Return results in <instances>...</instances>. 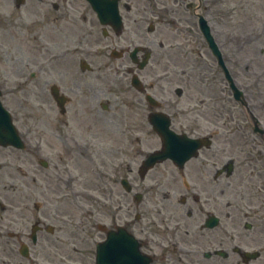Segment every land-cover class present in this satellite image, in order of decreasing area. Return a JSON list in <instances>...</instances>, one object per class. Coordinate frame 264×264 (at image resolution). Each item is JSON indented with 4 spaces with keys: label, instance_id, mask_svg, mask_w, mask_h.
Masks as SVG:
<instances>
[{
    "label": "flooded vegetation",
    "instance_id": "obj_1",
    "mask_svg": "<svg viewBox=\"0 0 264 264\" xmlns=\"http://www.w3.org/2000/svg\"><path fill=\"white\" fill-rule=\"evenodd\" d=\"M263 36L264 0H0V103L14 126L0 112V264H134L99 258L108 231L124 235L114 254L133 255L132 236L149 264L259 261L263 250L248 262L235 250L252 249L254 225L230 197L237 170L264 172ZM190 78L207 82L202 105L180 101ZM208 109L236 123L202 129L190 114ZM153 113L180 151L143 169L162 149ZM184 136L207 139L193 150Z\"/></svg>",
    "mask_w": 264,
    "mask_h": 264
},
{
    "label": "rangeland",
    "instance_id": "obj_2",
    "mask_svg": "<svg viewBox=\"0 0 264 264\" xmlns=\"http://www.w3.org/2000/svg\"><path fill=\"white\" fill-rule=\"evenodd\" d=\"M221 38V37H220ZM264 38V36H263ZM264 59V57H262ZM264 62V60H263ZM154 66V64H152ZM160 67L155 68V71L159 72ZM158 73H155L158 74ZM190 83H187L188 85V95L184 93L183 98L180 99L182 102V105L186 106H199L200 100L204 99L207 100V96L209 93V89L207 86V82L205 79H202L201 81L196 80L194 78H190V81H187ZM184 91H186L184 89ZM188 96L191 97L190 100H188ZM232 107L230 111L232 114L238 115L239 112H235L236 108H234L233 104H231ZM213 112V113H212ZM190 115H195L199 119V126L203 129L209 122L214 121L216 122L215 126H212L214 130L220 131V126L222 129V124L225 123L228 117V113L220 111V112H214L211 109H208L207 111L203 112L201 115L199 113H191ZM208 117L211 118L208 119ZM237 118V117H236ZM236 118H231V120H227L225 123V126H227L228 122L236 123ZM235 119V121H233ZM209 121V122H208ZM226 128V127H225ZM231 144V143H230ZM236 145V144H235ZM225 147V142L221 140H216L212 144V149L219 150L217 153L220 154V159L223 158V149ZM227 149V148H226ZM253 152L254 150L250 148ZM244 166L243 161H239ZM259 163H263V161H260ZM258 163V165H259ZM246 171L244 169H241L243 173H238V170L235 174L232 175L231 180L234 182H237L241 179L242 183V192H236L231 191V197L230 200L233 202H239L238 203V209H231L235 214L237 218H240L241 221H252L254 228L252 230L244 231L243 228L240 229V232L244 231L246 234L244 236V244L248 247H252L255 249L263 250L262 256L259 259V261H256L254 264H264V172L260 171V168H248L247 165H245ZM254 169V170H252ZM240 174L241 177H240ZM46 193V192H45ZM92 196H95V193L91 192ZM47 195V193H46ZM89 206H87L88 208ZM241 213H244L241 215ZM246 214V216H245Z\"/></svg>",
    "mask_w": 264,
    "mask_h": 264
},
{
    "label": "water",
    "instance_id": "obj_3",
    "mask_svg": "<svg viewBox=\"0 0 264 264\" xmlns=\"http://www.w3.org/2000/svg\"><path fill=\"white\" fill-rule=\"evenodd\" d=\"M206 35H207L208 39L210 40V35H209L208 33H206ZM157 126H158V125H157ZM158 129L160 130L159 126H158ZM160 131H161V130H160ZM244 255H245L246 257H254V256H255L254 253H249V252H245Z\"/></svg>",
    "mask_w": 264,
    "mask_h": 264
}]
</instances>
